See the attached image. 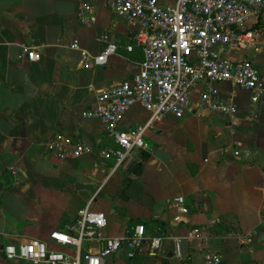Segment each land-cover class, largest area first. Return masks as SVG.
Returning <instances> with one entry per match:
<instances>
[{
	"label": "crops",
	"instance_id": "obj_1",
	"mask_svg": "<svg viewBox=\"0 0 264 264\" xmlns=\"http://www.w3.org/2000/svg\"><path fill=\"white\" fill-rule=\"evenodd\" d=\"M90 4L95 21L82 25L80 0H0V264H31L5 259L4 247L70 230L97 190L90 209L104 213L107 235L122 236L137 223L163 235L154 256L112 257L110 264H206L205 250L220 256L218 264H264V109L251 108L248 93L238 87L219 84L221 97L235 106L231 117L197 113L195 88L193 108L146 130L150 151L134 155L127 169L111 172L112 161L90 154L58 159L47 152L58 132L67 151L78 142L108 144L101 121L81 113L98 92L130 80L139 69L140 51L124 49L134 27L113 14L106 0ZM260 22L264 26V12ZM74 40L88 60L70 48ZM110 42L117 44L116 53L95 65L92 57ZM24 46L34 48L39 60H19ZM228 57L250 59L264 79V29L255 47ZM148 116L134 106L121 126ZM178 196L184 213L168 208ZM196 226H210L214 236L183 240ZM178 239L181 257L172 252Z\"/></svg>",
	"mask_w": 264,
	"mask_h": 264
},
{
	"label": "built area",
	"instance_id": "obj_2",
	"mask_svg": "<svg viewBox=\"0 0 264 264\" xmlns=\"http://www.w3.org/2000/svg\"><path fill=\"white\" fill-rule=\"evenodd\" d=\"M108 9L126 20L135 29L124 46L127 52L141 53L138 71L130 80L98 92L93 106L82 111L84 118H96L103 124L108 144L96 147L78 142L67 151L64 137L58 132L46 144L47 152L58 159L90 154L101 161H112L111 172L127 169L134 155L150 151L145 132L156 122L171 114L182 117L193 108V91L199 88L195 100L197 113L215 112L231 117L235 106L221 97L219 84L228 82L248 93L251 108L264 109V79L248 58L228 57L236 50L255 47L264 26L260 19L264 0H106ZM82 25L95 21L90 0H80L78 16ZM70 48L80 50L83 60L89 55L74 40ZM117 44L108 43L102 52L92 57L102 64L117 51ZM19 60L34 62L40 54L24 46ZM140 106L149 113L147 120L131 127H122L125 113ZM240 150H233L239 156ZM94 193L87 205L79 209L68 231H52L48 240L30 239L15 247L3 249L5 259H21L31 264H107V259L154 256L163 235L148 233L142 223L126 228L119 237L105 233L104 213L90 209ZM168 208L179 213L187 211L183 197H174ZM220 218L214 220L221 223ZM210 226L191 228L183 240L205 242L212 238ZM182 239L174 240L176 256L181 257ZM206 264H218L216 252L204 251Z\"/></svg>",
	"mask_w": 264,
	"mask_h": 264
},
{
	"label": "rangeland",
	"instance_id": "obj_3",
	"mask_svg": "<svg viewBox=\"0 0 264 264\" xmlns=\"http://www.w3.org/2000/svg\"><path fill=\"white\" fill-rule=\"evenodd\" d=\"M98 200H99V199L97 198V201H98ZM111 260H112L111 258H108V259H107V264H110V263H111ZM115 264H123V263H122V261H120V260L117 259V261L115 262Z\"/></svg>",
	"mask_w": 264,
	"mask_h": 264
},
{
	"label": "water",
	"instance_id": "obj_4",
	"mask_svg": "<svg viewBox=\"0 0 264 264\" xmlns=\"http://www.w3.org/2000/svg\"><path fill=\"white\" fill-rule=\"evenodd\" d=\"M76 187L81 188V189H88V190L91 189L89 186H85V185H77Z\"/></svg>",
	"mask_w": 264,
	"mask_h": 264
},
{
	"label": "trees",
	"instance_id": "obj_5",
	"mask_svg": "<svg viewBox=\"0 0 264 264\" xmlns=\"http://www.w3.org/2000/svg\"><path fill=\"white\" fill-rule=\"evenodd\" d=\"M262 25V24H261ZM138 168V167H137ZM139 169V168H138ZM124 190H125V187H123V193H124ZM157 234H159V232L157 233Z\"/></svg>",
	"mask_w": 264,
	"mask_h": 264
}]
</instances>
